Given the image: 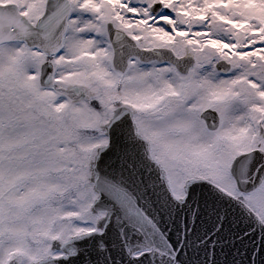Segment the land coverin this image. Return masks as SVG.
<instances>
[{
  "label": "snow or ice",
  "instance_id": "snow-or-ice-1",
  "mask_svg": "<svg viewBox=\"0 0 264 264\" xmlns=\"http://www.w3.org/2000/svg\"><path fill=\"white\" fill-rule=\"evenodd\" d=\"M0 264H264V0H0Z\"/></svg>",
  "mask_w": 264,
  "mask_h": 264
}]
</instances>
